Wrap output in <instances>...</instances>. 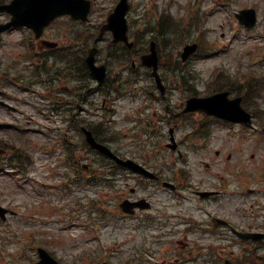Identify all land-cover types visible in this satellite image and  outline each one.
Here are the masks:
<instances>
[{"label":"rangeland","instance_id":"rangeland-1","mask_svg":"<svg viewBox=\"0 0 264 264\" xmlns=\"http://www.w3.org/2000/svg\"><path fill=\"white\" fill-rule=\"evenodd\" d=\"M111 5L112 0H98L97 9L99 12H105ZM245 7H255L260 12V15L262 14L258 26L251 31L252 33L247 32L244 28H240L237 23L238 21L233 16V12ZM263 10L264 0H236L235 4L229 8L228 14L226 13L227 8H225L217 13L216 19L206 22V31L203 33V36H206L208 41L214 42L213 49L216 54L212 55V58L205 60L195 57L189 64V67L193 69L196 75L195 81L191 83L192 87L201 90L206 89V79L211 75L214 67L218 65H223L232 75H241L244 71L248 72L254 68L258 69L257 72L264 76V57L261 58L257 50V48H264ZM174 15L178 17L181 15V12L177 10L174 12ZM19 35V33H14L13 36H4L1 39L3 40V44L8 41L7 46L0 48V69L2 71L9 69L12 59L18 55V51L11 45V41L13 37L18 38ZM193 38H195V35H192L188 40L185 39L182 46L180 44L175 47L174 52L178 54L185 44L192 42L191 39ZM249 51H253L254 54H249ZM19 71V66H16L11 72L17 73ZM139 76L138 87L147 85V82L151 84V78L147 72H143L142 70ZM7 88L12 95L17 91L10 84L7 85ZM262 88L264 90V85ZM263 90L261 89L263 97L258 103L264 108ZM152 91L155 92L153 87ZM186 93V90L183 88L172 89L170 92L169 102L174 113L180 111L177 103L180 102ZM139 101V98L128 99L127 97L118 100L119 106H122V108L117 110L119 111V115L117 117L114 116V120L116 121L115 127L119 129L118 132L121 135L119 142L115 143L114 146L132 152L137 150V146L133 143V138L129 136L128 129L131 126L126 122L124 116L125 114H133V107ZM11 103L18 105L17 102ZM14 115L20 116L18 113ZM260 115H263V113L260 112ZM192 120H195V117H192ZM262 120L264 121V117ZM215 131L220 138L216 139L208 147V150H201L194 154L190 153L192 166H195V168H198V166L202 167L205 165V161H209L211 165H216V167L220 168L234 165H244L248 168L252 166H264V142H259L255 136L259 134L258 131L253 130L252 136L234 134L232 131H229L227 126L221 125L217 126ZM5 134L15 144H18L20 147L26 146L30 150L32 164L28 165V172L31 175L34 174L35 178H47L46 173H48L49 164L53 159L47 160L39 154L31 146L30 140L16 131L6 132ZM179 135H182V130L179 131ZM29 136L34 138V136ZM240 139L245 141H241ZM216 150H220V155H217V153L215 155ZM227 154H231L232 158L228 159ZM6 169L11 170L7 166ZM49 173L52 174L53 171ZM17 180H22L19 178L17 172H0V203L16 212L15 215L9 216L6 221H0V264H30L31 258L37 257L36 248L26 246L29 241L28 239L31 237L39 238L50 252L72 264H82L80 256L86 249L88 250L86 255L93 261H98L104 257L97 241H91L90 245L86 242L96 231L102 234L101 238L108 246L107 255L104 254V256L109 257L108 259L111 264L119 263L122 256L120 254L121 247L117 241L128 234L121 229L122 223L105 222L101 228L96 229V224L92 222L93 230L88 231L84 229L82 224L79 225L80 223L89 222L86 214L83 213L81 220L72 221L73 225L70 229L59 230V226L63 224L62 219L58 218L59 215L57 213L54 214L53 211H50V206L53 207L56 202L62 200L60 198L61 191L49 187L39 190L30 189L29 186L25 187L21 186L20 183L17 184ZM247 181H250V179H247ZM42 200L45 201V210L40 208ZM66 200L64 199L62 202ZM34 201H37L38 210L34 207ZM139 239L140 237L138 236L137 241Z\"/></svg>","mask_w":264,"mask_h":264},{"label":"flooded vegetation","instance_id":"flooded-vegetation-1","mask_svg":"<svg viewBox=\"0 0 264 264\" xmlns=\"http://www.w3.org/2000/svg\"><path fill=\"white\" fill-rule=\"evenodd\" d=\"M64 41L71 44L73 38L70 37L68 31L63 32ZM39 41V40H37ZM38 47L42 49L41 42H38ZM68 46L67 45H58L57 49L54 52L55 58L51 65L50 80L51 86L47 91V96L53 100L49 105L48 111L50 116H59L57 119L58 122H64L65 126V137L63 139V149L65 150L66 157L64 159V164L68 165L71 170L77 171L78 166L81 163L80 160L76 158V141H75V132H76V116H77V96L75 93V88L72 84L76 83V72L73 69L74 65H69V69L66 64V57L68 56ZM54 57V56H53ZM43 61L40 62V66ZM27 73L30 74V78L37 80V85H32L33 87H26L24 91H31L37 96H42V93L37 90V86L43 84L44 79L40 78L41 69H36L34 64H25ZM6 96L2 99H5L7 102L11 100V96ZM36 99H29V104H27L28 109L32 112L30 119H27V122L34 123L35 118H41L43 111L39 109V103ZM9 103V102H8ZM10 104V103H9ZM4 110H7V113L12 110V106H6L0 103V130L4 129L6 126V119L4 117ZM63 110V111H62ZM62 111V112H61ZM9 115V114H8ZM62 115V119L60 118ZM9 128L7 124V129ZM49 134L55 132L57 137L60 133L59 130L49 129ZM45 136V133L42 132ZM4 135H1L3 137ZM68 141L69 145L66 146ZM6 148H10V143L4 139L0 140ZM219 152L217 151V154ZM147 164L151 163L150 158L145 161ZM152 170L157 172H164L162 168L149 166ZM216 166L207 165L204 171H199L198 177L192 175L194 172L191 167V175H183L181 177V186L184 189H189L190 185L196 184L197 187L204 190H195L198 191H212L213 194H210L206 197H197L198 206L184 205L182 222L179 225H176L175 228H181L179 233H186L185 238L189 239L190 233H206L207 237L201 238L196 242H192L193 248H197L201 251L202 257H199V260L202 261V264L215 262L219 259L221 254V249H231V264H251L249 260L251 257L257 258V264H264V260L259 258H264V239L253 240V239H244L238 236L240 233H264V189L261 192L257 190L250 191V194L242 190L234 191L232 175L233 174H221L219 171H212ZM113 169H120L116 167L101 166L99 169H95V172L99 171H113ZM168 169V168H167ZM84 172V171H83ZM119 177L123 179H134L132 182H122L117 183L116 185L121 189H129L132 194H139V186L141 181L147 183V180L143 177L135 174H120ZM92 179V172L85 173V180L87 183ZM115 184V183H114ZM237 188V187H236ZM121 199L128 197L125 196V192H119ZM254 195L255 199H253ZM259 195L261 198H258ZM144 197H135V200L141 199ZM193 213L197 221L192 218ZM144 215L137 213L135 215V220H138V223H145L146 219ZM164 217V218H162ZM162 219V222H157V219ZM222 219L225 221V224H222L218 221ZM152 226L157 228V233H172V229L168 230L169 220H168V211H164L163 214H160L159 217L154 215L151 220ZM237 251V255H234V251ZM218 252V253H217ZM219 254V255H218ZM213 258V261H211ZM205 261V262H204Z\"/></svg>","mask_w":264,"mask_h":264},{"label":"water","instance_id":"water-1","mask_svg":"<svg viewBox=\"0 0 264 264\" xmlns=\"http://www.w3.org/2000/svg\"><path fill=\"white\" fill-rule=\"evenodd\" d=\"M35 5H39V7H44V10H28V7L32 6V4H27L26 0H17L10 6L4 7V9L10 11L12 14L16 16L14 22L16 24H32L36 25L39 24L40 26L45 25L48 23L57 13H61L64 11H72L70 8L64 6V3L59 4L55 2H51L50 0H37ZM74 4V3H73ZM125 13L124 7H121L118 12V20L122 21V17ZM39 17V18H38ZM225 96L221 99V102L224 101ZM201 108H207L208 110L212 111L210 105L208 106H199ZM237 108V107H235ZM230 110L234 111L233 107H229ZM227 107L224 105L220 106V111L218 114L222 116H230L232 114H228ZM238 110L235 111L237 113ZM41 257L42 260L36 264H58L52 257H50L45 251L41 250Z\"/></svg>","mask_w":264,"mask_h":264}]
</instances>
